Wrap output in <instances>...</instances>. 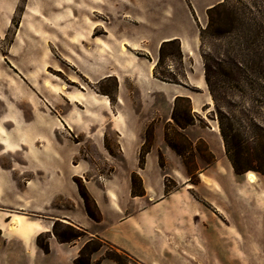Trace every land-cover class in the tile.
Segmentation results:
<instances>
[{"label": "crops", "instance_id": "0c3cea01", "mask_svg": "<svg viewBox=\"0 0 264 264\" xmlns=\"http://www.w3.org/2000/svg\"><path fill=\"white\" fill-rule=\"evenodd\" d=\"M221 1L25 4L10 45L0 49V264H73L92 238L142 264H183V252L189 257L185 262L193 264L200 243L197 202L180 190L165 193L164 182L180 175L181 160L163 137L176 97L189 99L196 114L209 102L198 103L184 92L185 85L154 78L153 69L160 44L169 40H178L183 63L192 59L194 26ZM6 13L5 0H0V17ZM9 22L8 17L0 24L3 34ZM99 22L108 25L102 30L110 41L105 55ZM72 40L79 42L73 49L68 43ZM61 62L91 85L113 78V101L66 89L60 92L61 104H54L55 83L49 73L62 71ZM150 125L151 144L139 167ZM92 154L109 167L107 173L94 165ZM132 174L141 182V196L131 193ZM75 180L94 201L98 222L87 216ZM56 221L81 228L85 235L59 244L51 232ZM201 233L208 256L211 233L207 226ZM46 234L48 254L36 246V238Z\"/></svg>", "mask_w": 264, "mask_h": 264}, {"label": "rangeland", "instance_id": "374dc122", "mask_svg": "<svg viewBox=\"0 0 264 264\" xmlns=\"http://www.w3.org/2000/svg\"><path fill=\"white\" fill-rule=\"evenodd\" d=\"M36 1L5 0L7 13L0 17V24L8 17L10 22L5 34L4 28H0L1 50L10 45L25 4ZM220 3L224 8L210 17L205 14L193 28L192 59L179 61L177 47L167 46L159 61L158 50L156 72L185 85L184 92L197 98L198 103L209 102L198 114L191 109L192 124L183 130L172 121L165 126L168 138L183 152L180 175L176 179L166 178L165 184L170 192L183 191L197 202L200 243L198 253L191 258L193 264H264V176L260 173L264 172V0ZM30 13L27 17L32 19L35 11ZM98 26L105 55L104 48H109L110 41L102 30L108 29V25L99 22ZM68 43L73 49L79 42ZM205 64L210 88L204 80ZM61 66L62 71L49 73L55 83L54 104H61L59 95L66 89L94 92L113 101L116 86L113 78L91 85L74 68L62 62ZM173 103L174 100L171 112ZM187 110L185 101L177 102V115L183 117ZM223 132L240 150L244 170L249 168L243 174L236 175L228 161ZM151 139L149 135L147 147ZM91 156L94 165L107 173L109 167L95 154ZM164 171L169 173L167 169ZM249 173L254 176L253 183L246 179ZM202 226L208 227L213 241L208 256ZM104 251L105 248L91 257L92 264L101 259ZM183 257V264H189L184 252Z\"/></svg>", "mask_w": 264, "mask_h": 264}, {"label": "trees", "instance_id": "16d2710c", "mask_svg": "<svg viewBox=\"0 0 264 264\" xmlns=\"http://www.w3.org/2000/svg\"><path fill=\"white\" fill-rule=\"evenodd\" d=\"M223 3H218L214 5L213 7L209 8L206 12V14L210 17V14L216 12L220 8L223 7ZM167 46H176L177 47V59L181 61L182 55L180 52V47H179V42L178 40H169L166 42H163L160 44L159 47V61L162 57V51L165 47ZM158 61V62H159ZM157 66V65H156ZM156 66L153 69V76L154 78L166 82V83H172V84H178L180 85L179 82L173 80V79H167L163 77L162 75L158 74L156 72ZM208 67L205 64V73H204V80L207 85H209V75H208ZM185 101L188 105V110L185 112V115L183 117L179 116L176 114V104L178 101ZM171 121L175 124V126L181 130H183L186 126L192 124V114H191V105L190 101L187 98L184 97H176L174 99L173 103V109L171 112ZM167 130L164 132V141L166 142V145L173 151L175 152L176 155H178L180 158L183 157V152L180 148H178L167 136ZM152 137V125L147 127L144 135V144L140 149L139 152V167H142L143 162H144V156L148 153L149 147L146 146L147 143V138L148 136ZM222 139L224 142V147H225V154L228 158V161L231 164V167L236 175L243 174L245 171H248L249 168L244 170V158L241 156L240 150L236 147V144H233L230 138L223 132L222 133ZM152 140V139H151ZM189 148H192V144H189ZM159 165L163 167V159L159 155ZM264 176V172H260ZM75 183L77 185L78 193L79 196L81 197L84 205L85 212L87 216L94 222H98L100 220V215L97 210V207L88 194L87 190L83 186L82 182L79 180H75ZM164 187H165V193H169L170 190L166 186L164 182ZM131 193L135 196H141L143 195L144 191L141 187V182L139 178L137 177L136 174L131 175ZM52 234L56 241L59 244H72L78 239L82 238L85 235V232L81 228H76L72 225L69 224H62L58 221L53 223L52 226ZM48 238L49 235H39L36 238V246L39 250H41L44 254L49 253V244H48ZM105 248L104 255L101 257L100 260L97 261L96 264H100L102 260H109L112 261L114 264H142L126 252L117 249L115 246L109 244L108 242L101 240L99 238H92L86 241L80 248L76 258L73 261V264H92L91 262V257L96 254L101 252V250Z\"/></svg>", "mask_w": 264, "mask_h": 264}, {"label": "bare ground", "instance_id": "6f19581e", "mask_svg": "<svg viewBox=\"0 0 264 264\" xmlns=\"http://www.w3.org/2000/svg\"><path fill=\"white\" fill-rule=\"evenodd\" d=\"M246 179L248 182L253 183L254 182V176L252 174H247Z\"/></svg>", "mask_w": 264, "mask_h": 264}]
</instances>
